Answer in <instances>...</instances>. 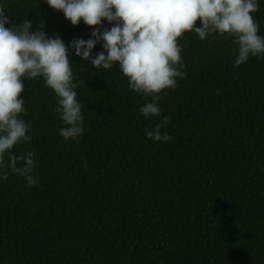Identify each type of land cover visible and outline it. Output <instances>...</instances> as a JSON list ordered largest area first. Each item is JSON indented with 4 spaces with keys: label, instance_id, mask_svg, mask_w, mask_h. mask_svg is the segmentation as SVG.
I'll use <instances>...</instances> for the list:
<instances>
[{
    "label": "trees",
    "instance_id": "obj_1",
    "mask_svg": "<svg viewBox=\"0 0 264 264\" xmlns=\"http://www.w3.org/2000/svg\"><path fill=\"white\" fill-rule=\"evenodd\" d=\"M2 4L6 27L27 19L66 45L95 27L43 0ZM251 15L264 36V0ZM233 39L182 34L186 76L148 119L139 107L150 97L130 90L118 64L98 70L69 53L84 116L76 140L58 134L43 78H21L32 140L11 151L35 152L38 182H0V264H264V59L235 67ZM163 116L171 140L147 138Z\"/></svg>",
    "mask_w": 264,
    "mask_h": 264
},
{
    "label": "clouds",
    "instance_id": "obj_2",
    "mask_svg": "<svg viewBox=\"0 0 264 264\" xmlns=\"http://www.w3.org/2000/svg\"><path fill=\"white\" fill-rule=\"evenodd\" d=\"M51 9L63 13L71 25L81 21L93 27L90 37L74 38L67 45L59 34L49 35L39 27L33 30L30 20L19 25L9 24L0 0V182L9 173L22 177L26 186L38 182L34 174L35 152L15 155L17 144L29 143L31 124L21 115L26 112L21 97L25 80L42 77L45 85L57 97L55 112L64 127L59 135L65 141L76 140L84 132L82 105L77 100L78 87L70 66L69 53L93 68L110 70L119 66L127 78L130 90L150 97L139 107L146 119L161 117L159 94L177 87L184 78L185 65L177 39L194 31L201 41L213 34L233 37L235 67L250 57L264 59V36L258 34L259 25L251 13L259 8L260 0H43ZM199 19L200 26H195ZM104 22L111 27H104ZM102 51L93 54L96 45ZM19 97V98H18ZM161 122L145 136L153 141H169L171 137L161 128ZM7 156V160H5Z\"/></svg>",
    "mask_w": 264,
    "mask_h": 264
}]
</instances>
